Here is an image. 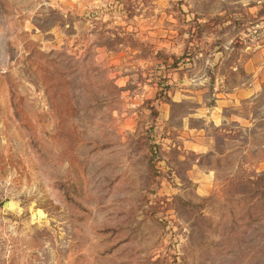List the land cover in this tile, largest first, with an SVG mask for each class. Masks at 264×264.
Listing matches in <instances>:
<instances>
[{
  "label": "rangeland",
  "instance_id": "374dc122",
  "mask_svg": "<svg viewBox=\"0 0 264 264\" xmlns=\"http://www.w3.org/2000/svg\"><path fill=\"white\" fill-rule=\"evenodd\" d=\"M0 264H264V0H0Z\"/></svg>",
  "mask_w": 264,
  "mask_h": 264
},
{
  "label": "trees",
  "instance_id": "16d2710c",
  "mask_svg": "<svg viewBox=\"0 0 264 264\" xmlns=\"http://www.w3.org/2000/svg\"><path fill=\"white\" fill-rule=\"evenodd\" d=\"M154 158H155V156L153 155V156L151 157V159H150V162H151V164H153V162H152V161L154 160ZM151 164H150V165H151ZM151 168H153V166H152V165H151ZM154 172H157V171H154Z\"/></svg>",
  "mask_w": 264,
  "mask_h": 264
},
{
  "label": "water",
  "instance_id": "95a60500",
  "mask_svg": "<svg viewBox=\"0 0 264 264\" xmlns=\"http://www.w3.org/2000/svg\"><path fill=\"white\" fill-rule=\"evenodd\" d=\"M9 206V203L8 202H6L5 204H4V207H8ZM35 213H37V211L35 210L34 211Z\"/></svg>",
  "mask_w": 264,
  "mask_h": 264
},
{
  "label": "bare ground",
  "instance_id": "6f19581e",
  "mask_svg": "<svg viewBox=\"0 0 264 264\" xmlns=\"http://www.w3.org/2000/svg\"><path fill=\"white\" fill-rule=\"evenodd\" d=\"M38 215V213H35V216H37Z\"/></svg>",
  "mask_w": 264,
  "mask_h": 264
}]
</instances>
